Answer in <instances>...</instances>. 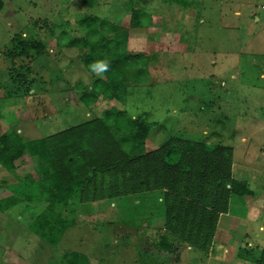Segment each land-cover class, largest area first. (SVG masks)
<instances>
[{"label": "rangeland", "instance_id": "1", "mask_svg": "<svg viewBox=\"0 0 264 264\" xmlns=\"http://www.w3.org/2000/svg\"><path fill=\"white\" fill-rule=\"evenodd\" d=\"M191 2L0 0V135L45 138L111 106L129 118L131 109L152 124L145 152L172 140L228 146L233 174L253 193L230 194L203 250L168 225V188L110 195L109 183L100 189L74 184L67 205L50 210L42 200L0 211V264H67L58 253L68 250L88 254L92 264L258 263L264 250V0ZM83 6L127 29V50L148 56L146 75L137 80L130 71L123 101L82 98L97 76L86 61L90 47L71 41L82 36L76 26ZM132 7L148 14L144 26H130ZM15 164L7 169L0 162V199L52 170L28 153ZM45 218L61 223L63 232L40 234L31 220ZM164 236L167 247L160 244ZM222 243L229 244L225 250Z\"/></svg>", "mask_w": 264, "mask_h": 264}, {"label": "trees", "instance_id": "2", "mask_svg": "<svg viewBox=\"0 0 264 264\" xmlns=\"http://www.w3.org/2000/svg\"><path fill=\"white\" fill-rule=\"evenodd\" d=\"M84 11L76 26L82 36L71 41L80 40L81 46L90 47L87 63L98 58L110 59V70L104 76H96L92 90L84 92L82 98L88 104L102 95L123 101L128 93L130 71L137 80L146 75L148 56L127 50V29L93 11ZM147 17L141 8L132 7L130 26H144ZM151 129V122L131 119L123 108L111 106L103 115L49 137L26 140L16 131L1 134L0 162L5 168H14L16 160L28 153L48 161L52 170L45 171L38 180L16 184L11 195L0 199V211L28 209L42 200L48 201L50 210L56 204L67 205L75 191L74 184L84 188L98 183L100 189L101 183H109L110 195L166 187L168 225L199 249L209 248L218 214L227 211L230 194L244 196L253 193V189L246 179L233 174L232 148L204 141L172 140L145 152ZM33 221L31 224L42 235L53 230L60 234L64 229L61 223L58 228L47 218ZM167 243L164 236L160 244L167 247ZM58 259L67 264H92L90 256L78 250L62 251ZM257 262L264 264V250Z\"/></svg>", "mask_w": 264, "mask_h": 264}, {"label": "clouds", "instance_id": "3", "mask_svg": "<svg viewBox=\"0 0 264 264\" xmlns=\"http://www.w3.org/2000/svg\"><path fill=\"white\" fill-rule=\"evenodd\" d=\"M88 68L90 72L97 74V76H101L103 73H106L110 70V59H94L89 63ZM136 115L137 113L135 110H129V116L131 119H135Z\"/></svg>", "mask_w": 264, "mask_h": 264}, {"label": "crops", "instance_id": "4", "mask_svg": "<svg viewBox=\"0 0 264 264\" xmlns=\"http://www.w3.org/2000/svg\"><path fill=\"white\" fill-rule=\"evenodd\" d=\"M229 244H225V243H222L221 244V247L225 250L226 248L225 247H228ZM239 247H240V244H239ZM213 253L215 251V246H214V249H212ZM212 254V253H211ZM239 257V256H238ZM258 264V263H257Z\"/></svg>", "mask_w": 264, "mask_h": 264}]
</instances>
